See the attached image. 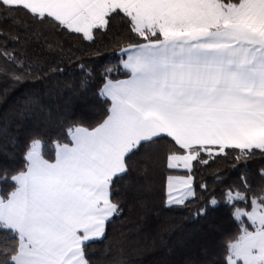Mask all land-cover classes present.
<instances>
[{
  "label": "snow or ice",
  "instance_id": "obj_1",
  "mask_svg": "<svg viewBox=\"0 0 264 264\" xmlns=\"http://www.w3.org/2000/svg\"><path fill=\"white\" fill-rule=\"evenodd\" d=\"M0 17V73L32 85L0 125V264H264V0H0ZM176 211L189 226L157 231L152 259L116 227Z\"/></svg>",
  "mask_w": 264,
  "mask_h": 264
},
{
  "label": "trees",
  "instance_id": "obj_2",
  "mask_svg": "<svg viewBox=\"0 0 264 264\" xmlns=\"http://www.w3.org/2000/svg\"><path fill=\"white\" fill-rule=\"evenodd\" d=\"M0 31H15L12 21L0 17ZM2 39L3 36H0V40ZM104 42L107 43V38H105ZM111 51V48H109V53H111ZM112 62L116 63V60L113 59ZM31 89V84L27 87L22 84H14L9 78L0 73V125L3 124L5 117H8L10 121L12 120L15 114L14 110L18 105L23 103L25 94ZM12 127L14 128L15 125L13 124ZM0 158H2V150H0ZM172 174L183 175V172L175 171ZM225 175L231 176L232 179L236 178L235 170L225 172ZM207 178L206 176V179ZM187 215L188 213L186 211H176L168 213L166 216H162L159 219H157L154 214L145 219L137 216H128L126 214L121 220L116 222V227L121 231L129 233L134 240H139L142 247L144 245L151 246L155 241L157 246L145 257V259H152L158 257L162 251L159 247V239L161 237L156 235L157 231L161 232L163 239L169 241L178 240L180 238V232L178 231L179 227L181 225L185 228L189 226V221L186 219ZM167 228H172L173 232L165 234L163 230ZM139 229H143V231H141L139 235H136Z\"/></svg>",
  "mask_w": 264,
  "mask_h": 264
},
{
  "label": "crops",
  "instance_id": "obj_3",
  "mask_svg": "<svg viewBox=\"0 0 264 264\" xmlns=\"http://www.w3.org/2000/svg\"><path fill=\"white\" fill-rule=\"evenodd\" d=\"M173 175H176V174H173Z\"/></svg>",
  "mask_w": 264,
  "mask_h": 264
}]
</instances>
